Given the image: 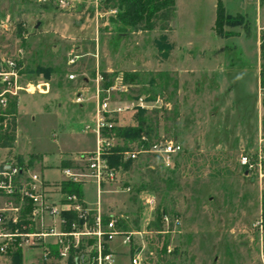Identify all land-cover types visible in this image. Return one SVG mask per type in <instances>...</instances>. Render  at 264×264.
I'll return each mask as SVG.
<instances>
[{"label": "rangeland", "instance_id": "obj_1", "mask_svg": "<svg viewBox=\"0 0 264 264\" xmlns=\"http://www.w3.org/2000/svg\"><path fill=\"white\" fill-rule=\"evenodd\" d=\"M63 1L0 0V56L22 63L31 93L18 99V148L42 156L44 167L38 172L49 180L61 176V151L77 154L78 161L91 155L95 137L81 131L95 116L98 73L100 102L125 109L107 118L110 144L101 152L121 170L101 187L100 218L103 223L116 218L120 234L133 233L130 245L120 236L105 244L113 253L112 264H130V256L141 248L145 264H262L259 42L264 0H222L225 19L218 25L215 0H175L168 30L147 32L122 30L115 23L118 10H107V0ZM70 74L74 81L67 80ZM42 83L49 91L41 95L35 86ZM79 91L87 98L82 105L73 103ZM141 119L153 139L182 146L172 167L144 155L124 161L123 151L115 150L124 142L114 128L137 127ZM241 157L253 167H242ZM53 185V191L63 192L59 182ZM81 187L91 205L85 206L91 232L97 215L95 185ZM157 211L160 217H179V227L157 234L149 228ZM36 251L38 259L31 264H58ZM50 251L58 257L57 248ZM95 251L96 237L85 236L70 249L68 264H77L76 258L80 264L81 256L86 261ZM13 253L5 259L10 261Z\"/></svg>", "mask_w": 264, "mask_h": 264}, {"label": "built area", "instance_id": "obj_2", "mask_svg": "<svg viewBox=\"0 0 264 264\" xmlns=\"http://www.w3.org/2000/svg\"><path fill=\"white\" fill-rule=\"evenodd\" d=\"M64 2L60 0L61 4ZM75 60L76 57H73L68 64L73 65ZM22 69L21 62L12 57L0 56V135L10 130L13 122L16 126V113L11 112L12 103L15 102L17 108L19 96L22 93H30L29 84L23 81ZM75 79L76 76L73 74L67 76L69 81ZM101 80L102 77L97 73L95 116L93 121L83 128V132H91L94 135L95 151L87 157H79L78 163L72 167H62L60 169L62 179L59 182L60 185L83 186L88 182L95 185L97 197L95 229L91 232L87 230L88 209L78 195L53 191V183L35 172L27 161L12 154V148L0 147V258H6L13 252L40 250L45 259H50L52 256L50 245L53 244L58 249V257L61 260H68L70 249L77 248L85 236L93 234L96 237L95 255L86 261L84 256H81L80 264H84V261L85 264L87 262L112 264L113 255L103 254L104 244L110 243L118 236L122 238L123 244L132 243L133 233L120 234L117 231L118 219L111 218L103 223L100 218L101 187L105 183L115 181L121 170L120 165H112L101 157L103 148L110 144L107 139L110 128L107 118L125 110L121 107L109 109L107 101L100 102ZM35 88L39 94H46L49 91L48 84L44 83L36 85ZM85 102L87 98L84 92L79 91L75 94L74 104L82 105ZM182 151L180 143L174 140L158 138L148 141L143 136L139 145L132 144L122 152V156L124 161L129 162L136 161L141 155L150 156L159 160L163 166L172 167ZM239 163L245 168L253 167L248 157H241ZM57 197L59 199L56 200ZM68 213L75 215V221L68 222L66 218ZM260 223L258 228L262 233ZM161 224L163 230L156 233L164 235L177 229L180 219L177 216L169 218L162 215ZM137 234L142 236V233ZM142 253V248L133 253L130 256V264H145ZM259 253L264 264V243H259ZM75 260L78 264V259Z\"/></svg>", "mask_w": 264, "mask_h": 264}, {"label": "trees", "instance_id": "obj_3", "mask_svg": "<svg viewBox=\"0 0 264 264\" xmlns=\"http://www.w3.org/2000/svg\"><path fill=\"white\" fill-rule=\"evenodd\" d=\"M106 9L118 10L116 14L115 23L125 32L133 31H152L159 29L161 31H167L174 15L175 11V0H107ZM224 7L222 0L217 1L216 10V25L222 22L224 17ZM259 52L261 59V77L260 86L264 88V32L260 36ZM264 94V93H262ZM262 108H264V100H262ZM11 112L16 113L15 102L11 105ZM143 119L138 121L137 127L133 128H114L116 136L120 137L124 144L123 147L115 149L116 151H125L127 145L134 144L136 141H140L141 137H146L148 141L154 140L152 133L148 129H144ZM15 131L16 126L13 122L8 132L0 135V147L1 148H13L15 142ZM33 159V157L31 158ZM32 163L30 160L29 165ZM62 167H72L74 163L69 160H62ZM116 165L117 164H113ZM119 166V165H118ZM126 165L123 164L122 167ZM62 191L68 194H76L82 199V189L77 184H63ZM66 218L69 223L75 221V215L73 213L66 214ZM107 222V221H106ZM105 223V222H104ZM261 225L264 229V196L261 199ZM149 228L155 231L162 230L161 217L158 211L156 212L155 221L149 223ZM104 244L103 254H108ZM12 264H22V255L18 251L13 253L11 257ZM70 261H73V256H70Z\"/></svg>", "mask_w": 264, "mask_h": 264}, {"label": "crops", "instance_id": "obj_4", "mask_svg": "<svg viewBox=\"0 0 264 264\" xmlns=\"http://www.w3.org/2000/svg\"><path fill=\"white\" fill-rule=\"evenodd\" d=\"M216 2L217 0H215V7H214V13H215V8H216ZM49 86V85H48ZM42 95V94H41ZM18 111H19V100L17 101V108H16V137H15V142H14V146L13 148L11 149V152L12 154H14L15 156H17L18 158H20L21 160H24V161H27L28 163L30 162V160H32V163L30 164L31 168L37 172L38 170H40L41 168H43V158L40 154H34V153H31V152H25V151H21L20 149L21 148H18V142H19V138H20V130H19V126H18ZM83 132V131H81ZM81 152H85V150H81L80 152H78L79 154ZM77 155V154H76ZM75 154L71 153V152H68V151H61L60 152V156H59V163L57 165L58 168H62V160H69V161H72L75 164L78 163V159H77V156ZM33 157V159H31ZM48 167V166H46ZM60 172V171H59ZM61 174V173H60ZM40 175L43 177V174L40 173ZM44 178V177H43ZM45 179V178H44ZM62 179V177L60 176L58 179H45L46 181L50 182V183H53V182H60ZM82 189V187H81ZM95 191H96V188H95ZM56 200L59 199V197L55 198ZM82 200H83V203H84V206H87V207H91V205L87 204L86 201L84 200V197L82 195ZM96 204H97V197H96V203L94 206H92L93 208L96 209ZM100 209H101V203H100ZM106 246V250L108 251V253L112 254L113 253L111 252L110 250V245ZM50 247L53 249L57 248L56 246H54L53 244L50 245ZM25 254L29 257L27 259V261L25 263H23V256H24V252L22 253V264H31L33 262H35L37 259H38V256L39 254L37 253V251H27L25 252ZM51 260H54L56 261L58 264H68V261L67 260H61L59 259L57 256H51L50 258ZM11 260H7L5 258H0V264H11Z\"/></svg>", "mask_w": 264, "mask_h": 264}]
</instances>
